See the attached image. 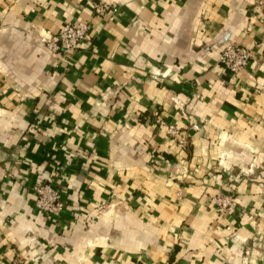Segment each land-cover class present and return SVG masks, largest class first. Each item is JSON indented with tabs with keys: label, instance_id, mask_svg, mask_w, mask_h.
I'll return each instance as SVG.
<instances>
[{
	"label": "crops",
	"instance_id": "0c3cea01",
	"mask_svg": "<svg viewBox=\"0 0 264 264\" xmlns=\"http://www.w3.org/2000/svg\"><path fill=\"white\" fill-rule=\"evenodd\" d=\"M67 22L75 49L36 40ZM229 41L253 49L239 71ZM262 56L253 0H0V264H264Z\"/></svg>",
	"mask_w": 264,
	"mask_h": 264
},
{
	"label": "built area",
	"instance_id": "2783aa9c",
	"mask_svg": "<svg viewBox=\"0 0 264 264\" xmlns=\"http://www.w3.org/2000/svg\"><path fill=\"white\" fill-rule=\"evenodd\" d=\"M254 5L259 9H264V0H253ZM108 3L99 2L95 5L98 12L104 11ZM88 32V23L86 22H67L56 33H41L37 35L36 40L51 51L75 49L79 43L86 37ZM253 56V49L235 42L225 43L218 54V62L231 71H239L244 68L250 58ZM264 61V56H262ZM166 128V132L176 140V142L185 146L188 143V136L176 123L166 122L164 119L156 120ZM195 126L197 124H194ZM57 168L59 166H56ZM35 205L50 216H57L64 208L60 190L51 179L43 180L35 185ZM236 201V196L231 192L218 191L214 195V202L219 209H231ZM156 264H174L169 261Z\"/></svg>",
	"mask_w": 264,
	"mask_h": 264
},
{
	"label": "rangeland",
	"instance_id": "374dc122",
	"mask_svg": "<svg viewBox=\"0 0 264 264\" xmlns=\"http://www.w3.org/2000/svg\"><path fill=\"white\" fill-rule=\"evenodd\" d=\"M223 159H221V161H222Z\"/></svg>",
	"mask_w": 264,
	"mask_h": 264
}]
</instances>
